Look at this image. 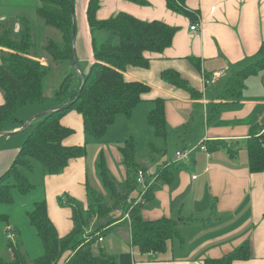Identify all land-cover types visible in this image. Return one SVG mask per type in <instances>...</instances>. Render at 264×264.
Here are the masks:
<instances>
[{
  "label": "crops",
  "instance_id": "obj_1",
  "mask_svg": "<svg viewBox=\"0 0 264 264\" xmlns=\"http://www.w3.org/2000/svg\"><path fill=\"white\" fill-rule=\"evenodd\" d=\"M28 2H33L32 12L37 15L38 0H0V30L5 23L19 31L23 16L31 20L33 16ZM88 2L80 0L82 29L77 26L76 14L77 32L74 40L77 68L83 74L95 62L91 28L86 14ZM147 2L139 5L129 0H102L97 13L98 18L106 19L118 12H128L138 19H158L179 28L170 47L162 52H145L150 59L149 66L142 68L129 65L124 71L126 79L146 83L150 91L142 95L143 101L134 108L130 117L126 115L123 120L122 116L117 115L115 122L120 120L119 126L123 125L126 129L115 128L114 122L101 140L86 136L80 113L74 109L66 113L61 123L72 128L74 134L63 142L67 146H85L86 154L70 160L60 174L43 175L39 192L33 190L35 194H23L17 191L18 196H23L19 198L14 192L13 197L21 200L20 214L24 209L29 219L28 212L34 209L35 203L46 200L48 213L60 236H63L74 228V224L71 208H61L58 201L60 197L69 195L82 200L87 207L88 189L91 187L105 199L109 197L111 205L100 164L104 159L110 172L114 169L118 173L114 163L120 160L118 150L132 134L137 140L138 163L146 168L144 181L152 184L162 170H167L172 179L169 183H161L152 193V198L138 202L141 192L146 189L142 184L130 195L129 203L133 205L137 201L142 204L145 220L162 217L177 219L185 241L181 242L178 238L170 241L163 253H140L131 244V226L126 211L124 216L114 219L117 221L111 224V241L106 242L103 237L101 243L106 242V246H102L105 252L113 255L131 252L134 254V264H204L206 258H220L249 240L252 257L234 260L233 264H264V170L260 173L250 171L247 150L241 149L237 156L230 157L225 147L219 146L212 151L208 149V142L220 139L244 146L250 137L251 128L258 123L262 126L261 132H264V72L245 80L239 98L224 94L228 79L247 66V62L253 60L264 45V0H187L190 9L200 12L198 30H191L193 22L189 17L168 9L166 0ZM77 39L81 42L80 48L76 45ZM8 50L0 45V63L2 51ZM42 64H49L48 60ZM171 69L188 81L195 90L193 94L163 79L162 73ZM215 71H224V75L219 82L207 86L204 78ZM228 74L230 76L224 80L223 77ZM158 99L164 101L167 136L156 134L148 122V116L156 107ZM4 102V94L0 90V105ZM3 130L0 135V176L11 166L24 144L23 137H15L23 130L21 124L6 125ZM202 144L206 145V150L200 149ZM91 146L94 156L90 165L102 192L90 182L88 157ZM148 147L153 154L164 156L160 159L159 156L152 157L153 162L160 160L155 165V171L147 167V160L140 162ZM188 149V159L179 160L177 151ZM119 169L123 172L125 182L127 169ZM27 221L30 223V219ZM18 224L10 216L4 227L13 234L12 242L20 245V249L31 259L43 254L44 248L36 229L30 224L29 232L25 233L22 228H18ZM122 239L128 243L122 244ZM32 240L37 242L34 251Z\"/></svg>",
  "mask_w": 264,
  "mask_h": 264
},
{
  "label": "trees",
  "instance_id": "obj_2",
  "mask_svg": "<svg viewBox=\"0 0 264 264\" xmlns=\"http://www.w3.org/2000/svg\"><path fill=\"white\" fill-rule=\"evenodd\" d=\"M38 1L40 4L36 10L37 15L46 25L59 29L61 36L58 41L47 39L44 49L53 63L62 65L65 75L51 97L56 102V107L46 111L34 125L31 124L32 131L24 140L15 160L0 176V203L3 204L14 202V187L23 194L35 189V183L30 181L27 174L34 170V159L41 162L46 175H54L60 174L70 160L85 156V146H67L63 142L74 134L72 128L61 123V118L66 113L73 109L80 113L83 116L86 136L96 140H101L107 134L118 114L123 113L130 117L134 108L143 101L142 95L151 88L146 83L126 79V67L149 66L150 59L145 52H162L170 47L179 29L158 19H138L128 12H118L110 18L100 19L97 12L102 0H89L86 14L91 28L95 62L89 66V71L80 75L77 80L72 57L75 46L74 29L75 35L77 32L72 0ZM129 1L139 5L148 3L147 0ZM186 1L166 0L168 9L187 15L193 23L197 22L200 18L199 10L190 9ZM20 22L19 31L5 23L0 30V45L9 49L3 51L0 63V89L5 101L0 105V135L3 134L6 122L15 118L17 108L45 102V85L52 73L49 65H43L33 56L37 44L34 41L31 20L23 16ZM192 61L199 66L196 60ZM246 65L228 79L224 90L226 96L239 98L245 80L264 72V45ZM162 77L170 83L188 89L192 94L195 92L188 81L175 70L164 71ZM206 77H210V74ZM148 122L154 127L156 134L167 136L166 113L162 99H158L156 107L151 110ZM261 131L260 123L254 125L244 146L238 142L220 139L208 142V149L212 151L219 146L225 147L230 157L237 156L241 149L247 150L250 171L260 173L264 170V132ZM120 152L128 174L123 182V189L120 190L104 159L100 164L103 182L112 200L111 205H105V198L91 187L88 189L87 207L79 199L69 195L60 197L61 205H69L71 208L74 224L68 234L60 236L48 213L46 200L37 201L28 216L42 242L44 253L31 259L20 249V245L9 241L15 258L8 261L0 258V264H134L133 253L108 254L101 246L99 238H103L112 227L111 224L117 220H111L91 231V224L97 218L109 214L120 205H127L131 244L140 253H163L170 241L178 238L184 242L185 238L181 234L177 219L162 217L157 220H145L142 216V204L136 201L130 205V195L140 184L137 182L138 172L146 171V168L138 163L137 140L134 135L128 136L120 147ZM163 171L149 185L145 193L146 200L152 198V193L161 183L171 181V174L167 170ZM9 219V215L0 213V221L8 222ZM251 257V243L248 240L220 258H206L204 264H233L234 260H248Z\"/></svg>",
  "mask_w": 264,
  "mask_h": 264
},
{
  "label": "rangeland",
  "instance_id": "obj_3",
  "mask_svg": "<svg viewBox=\"0 0 264 264\" xmlns=\"http://www.w3.org/2000/svg\"><path fill=\"white\" fill-rule=\"evenodd\" d=\"M27 4L30 5L31 9L29 11H31V14H32L31 16L34 17V18L31 17L32 18L31 19V23H32V30H33V35H34V41L37 44V50L33 53V56L35 58H37L42 63H43V61H47L48 60L49 64H46V65L50 66V68L52 69L51 70L52 73L50 74V77L47 79V83L45 85L46 86L45 95L47 96V98L45 99V102L44 103H38V102L37 103H31V104L24 105V106H21V107L17 108V110L15 111V118L14 119H9L6 122V124H5V126L6 125H11L13 123L21 124V129H23V130L20 131V133H18V135L15 136V137H18V136L19 137H23L24 140L28 137L29 133L32 131L31 127L34 125V123H36L37 121H39L43 117V115H40V114H42L43 112L47 111L48 109H51L52 106H56V102L54 100H52L51 97L53 96V94L55 93L56 89L58 88L59 82L61 81V79L65 75V71H64L62 65H60V64L57 65V64L53 63V61L50 59V57H48V55H47V53H46V51L44 49V46L47 44L46 43L47 39L52 38L55 41L60 40L61 36H60L59 29H55L53 27H50V26L46 25L45 22L43 20H41L38 15H35L34 12H32L33 2H28ZM79 5H80V0H77V2H76V7H77V9H76L77 26L79 28H81L82 27V24H81V22H82V14L80 13ZM185 16L188 17L187 15H185ZM76 42H77L76 43L77 47L80 48L81 42L79 41V39H77ZM74 51H75V46H74ZM2 54H3V51H2ZM75 70L77 71L76 78H77V80H79L80 75H82L83 73L78 70L77 66H76ZM229 76L230 75L228 74V75L224 76L223 79L224 80L228 79ZM41 110H43V111H41ZM119 116H122V119L124 120L125 118H123V117L126 116V115L121 113V114L118 115V117ZM22 119H24V120H22ZM21 121L23 122V124L21 123ZM115 123H116L114 125L115 128H119V129L124 128V129H126V127L123 126V125L119 126L121 124L120 120H117V122H115ZM29 124H30V126H28ZM31 124H33V125H31ZM4 139L5 138H3V140ZM97 143H100V142H97ZM88 148H89V145H88ZM93 152H94V148L91 146V148L89 149V155L90 156L88 157V160H89L88 169H90L89 170L90 182H91V184H93L96 187V189H98L100 192H102L101 188L98 185V183H96V181H95L94 169H92V166L90 165V164H92V160H93V156H94ZM170 153L172 154L173 152L170 151ZM118 154H119L120 160H118L117 162H114L115 163V167L118 169V173L116 172V170L111 168L112 169L111 170V172H112L111 175L114 176V178L116 180V183H118L119 188L121 190V189L124 188V186H123V184H124L123 183L124 176H123V172L119 169V167L122 168L123 171H124L125 168H124V165H123V162H122L123 161L122 160L123 159V155L121 154V152L119 150H118ZM145 154H146L145 157L142 156V154H140L143 157V159L140 160V162L144 163L147 160L149 162V163H147V167L151 168V171H155L157 169V167L155 165H156V163H159L160 160L156 161V162H153V161H151L152 157L159 156V159H160V158H162L164 156H162V154H160L161 156L157 155V154H153L151 152V150L149 149V147L147 148V151L145 152ZM173 155H174V153H173ZM168 159H169V157H168ZM33 163H34L33 172H27V174L29 176L30 181L32 183L34 182L35 185H36L34 191H38L39 192L40 191L42 177H43V175L46 176V174L44 173V171L42 169V164H41L40 161L34 159ZM139 186L141 187L142 184H139ZM17 191H18L17 188L14 187L13 188V194H14V192H16L17 193V197L19 198L22 195L18 196L19 192H17ZM34 191H32L33 193L32 192L31 193L35 194L36 192H34ZM133 193H134V191H133ZM42 195L44 196V192L42 193ZM17 197L16 196L13 197V199L16 200L15 204H13V203H6V204L0 203V213L3 214V215L7 214V215L11 216V218L17 220V222L19 223L18 224V228H20V229L22 228L25 231V233H28L29 232L28 226H31V225L27 221L29 219H28V217L26 218V214H25L26 211L24 209L21 212L22 215L20 214L21 209L19 207H20L21 200H19ZM58 201H59V205H60L61 208L62 207H66V208L70 209L69 205H67V206H64L63 204L61 205L59 199H58ZM79 201L82 204H84V202L82 200H79ZM104 203H105V205H110V198L107 197V199H105ZM126 208H127V205H123V206H119L116 209H112L109 214H106L103 217L97 218L91 224V228L96 229L98 227L106 225V223L111 221V220L118 219L119 217L124 216V214L126 213ZM6 224H7V221L6 222L5 221H0V257H3L5 260L8 261V260H12L13 252L11 251V249H9V243L8 242L12 241V240L7 237L8 232H7V229L4 228ZM111 236L112 235L108 231L106 233V235L104 236L106 238L105 239L106 242H108V240L111 239ZM113 238L115 239V237H113ZM126 239L129 240L128 237ZM122 240H123L122 244L128 243V242H126L125 239H122ZM32 242H33V240H32ZM39 242H40V240H39ZM106 242L105 243H101V246H104V245L106 246ZM36 243L37 242H33L32 243V250L33 251H34V249L36 250ZM95 252L97 253V251H95ZM117 253L119 254V252H117Z\"/></svg>",
  "mask_w": 264,
  "mask_h": 264
},
{
  "label": "built area",
  "instance_id": "obj_4",
  "mask_svg": "<svg viewBox=\"0 0 264 264\" xmlns=\"http://www.w3.org/2000/svg\"><path fill=\"white\" fill-rule=\"evenodd\" d=\"M4 18L5 17H3V19ZM199 26H200V18L198 19L197 22L192 24L191 30H198ZM223 75H224V71H215L214 73L210 74V77H205L204 81H205L206 85L209 86V85L214 84V82L219 81ZM200 149L201 150L202 149L206 150V145L205 144L200 145ZM189 156H190L189 149L188 150L177 151V157H178L179 160L188 159ZM145 175H146L145 171L139 170L138 175H137V182L140 183V184L145 185L146 189L141 192V195H140L141 197L139 198L138 202H144L145 193H146L149 185H151L150 183L144 181ZM195 177L196 176H194V178ZM127 217L129 218V213L127 214ZM7 230H8L7 231L8 232L7 237L12 240L14 238V236L11 233L9 228H7ZM99 240L103 241V238H99Z\"/></svg>",
  "mask_w": 264,
  "mask_h": 264
},
{
  "label": "water",
  "instance_id": "obj_5",
  "mask_svg": "<svg viewBox=\"0 0 264 264\" xmlns=\"http://www.w3.org/2000/svg\"><path fill=\"white\" fill-rule=\"evenodd\" d=\"M72 13L75 14V0H72ZM73 40H75V29H74V34H73ZM72 57H73L74 67H76L77 66V57L75 55V51H73ZM61 106L62 105H59V107H61ZM59 107H57V108H59Z\"/></svg>",
  "mask_w": 264,
  "mask_h": 264
}]
</instances>
